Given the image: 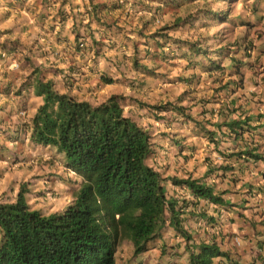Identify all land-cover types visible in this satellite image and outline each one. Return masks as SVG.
Returning <instances> with one entry per match:
<instances>
[{"label":"rangeland","instance_id":"374dc122","mask_svg":"<svg viewBox=\"0 0 264 264\" xmlns=\"http://www.w3.org/2000/svg\"><path fill=\"white\" fill-rule=\"evenodd\" d=\"M88 4H102L109 12L97 13L87 21L80 12L72 18L73 24L67 25V20L64 21L61 25L67 37L60 31L57 35L54 33L58 21L54 13H48L40 22L39 30L28 31L25 41L11 39L9 50L16 53L19 60L22 58L36 77L52 80L57 91L75 99L95 104L111 94L123 95L124 114L147 129L151 137L154 128L160 130L159 136L172 134L161 130L166 125L170 130L183 127L175 123L184 120L208 142L220 144L228 139L221 130L226 129L221 125L226 121L225 110L235 106L252 109L257 119L263 117L264 120V0H105V3L91 0ZM55 43L63 46L56 47ZM103 78L111 82L106 84ZM230 98H234L236 104H230ZM31 106H35L33 101ZM152 120L158 123L154 125ZM253 124V131L240 130L245 131L241 140H264V122ZM191 132L188 130L187 134ZM234 132L239 133V130ZM1 134L15 143L4 147L8 158L1 166L13 172H8L6 180H0V201H12L23 187L30 208L43 214L62 210L80 182L79 177L66 168L62 154L52 146L25 140L24 133L18 129L4 130ZM172 135L177 136L176 147L168 150V142L157 145V149L152 147L147 158L152 167L162 148L161 164H167L166 160L175 153L185 162L193 158L191 168L201 166L204 170L206 166L208 170L207 176L201 171L198 179L208 184L213 179L212 187L218 185L213 176L216 171L231 170L232 167H228L231 161L213 162L217 150L212 153L213 149L203 148L198 145L199 141L188 144L186 136ZM240 143L238 140L235 145ZM240 152L243 151L218 153L220 157H239ZM260 163L262 161H257L251 166L253 174L246 180L253 194L264 189V180H261L264 165ZM2 172L0 169V178ZM224 176L228 181L238 180L233 175ZM170 177L179 178L167 174L166 186ZM166 188V194L175 198L173 189ZM175 199L178 203L183 200ZM184 217H181V226L190 234V239L184 240L164 224L149 242L154 248L151 257L155 258L159 250L158 238L165 242L167 249L176 237H182L177 243L184 249L196 239H205L207 231H198L200 236L190 233L187 228L193 227H186ZM122 241L124 239L118 241L119 251L128 252V243ZM143 260L142 264L155 261Z\"/></svg>","mask_w":264,"mask_h":264},{"label":"trees","instance_id":"16d2710c","mask_svg":"<svg viewBox=\"0 0 264 264\" xmlns=\"http://www.w3.org/2000/svg\"><path fill=\"white\" fill-rule=\"evenodd\" d=\"M32 85L40 103L29 120V140L62 154L80 182L60 212L30 208L23 187L12 201H0V264H114L119 240L130 242L133 255L144 252L165 221L190 239L180 224L185 200L167 196L164 178L147 163L151 135L123 113V95L92 104L57 91L50 79L35 76ZM242 123L222 125L233 129ZM241 154L264 163L258 154ZM170 183L186 187L193 198L222 202L220 193L200 179L172 177ZM191 248H186L188 264H211L225 256L213 239Z\"/></svg>","mask_w":264,"mask_h":264},{"label":"crops","instance_id":"0c3cea01","mask_svg":"<svg viewBox=\"0 0 264 264\" xmlns=\"http://www.w3.org/2000/svg\"><path fill=\"white\" fill-rule=\"evenodd\" d=\"M89 1L91 0H0V169H3L1 181L6 180L8 172H13L7 166H4L6 169L1 166L2 163H6L8 158L4 147H10L15 143L12 139L3 138L4 134H1V132L3 133L4 130L9 129L16 131L18 129V131L24 133L25 140H28L30 133L29 120L40 103V98L32 94L35 73L31 72L32 68L29 69L22 58L19 60L18 57H15L17 54L7 48L8 42L14 38L18 41H25L28 31L35 33L39 30L40 22L45 20L43 17L47 16L48 13H54V17L58 21L54 33L57 35L60 31L62 36H66L67 31L63 28L64 25L61 24L66 20L67 25L69 23L73 24L72 18L79 16L80 12L83 13L85 21L97 13L109 12V9L103 7L102 4L90 6ZM103 1L105 3V0ZM55 45L56 47L63 46L61 43H55ZM17 48L20 49L21 45H17ZM230 100V104H236L234 98H230ZM32 101L35 103L34 107L31 106ZM250 110L252 109L242 110L237 106L231 108V110L227 109L225 110L226 121L241 120L244 122L241 130L253 131V128H251V125H254L253 122L260 125L261 121L264 122V120H262L263 117L257 119L256 115L253 114L255 111L252 110L253 112H251ZM227 114H229L228 117ZM152 122L154 125L158 123V121L153 120ZM175 124H182L183 127L180 126L176 130H170L169 126L166 125L161 131H166L167 134H182L188 139L186 140L188 144L199 141L198 145H203V148L207 150L213 149L212 153L217 150L223 154L241 149L264 158V140H252V142L241 140L245 131H240L237 134L232 130L223 128L221 130L228 136V139L220 142V144H212L202 134L198 135L200 132L198 133L195 128L189 126L188 123L186 124L184 120H179ZM153 130H155L152 132L153 148L156 147L157 149V145H163L166 142H168L166 143L168 150L176 147L178 141L175 137L177 136L170 134L162 137L159 136L160 130L157 128ZM188 130H192V132L187 134ZM197 137L198 139H195ZM238 140L241 143L235 145ZM218 152H216L217 155L214 156L213 162L226 163L231 161L229 166L232 167L231 170L216 171V174L213 175L215 176V185L218 182V185L213 187V192L220 193L222 202L221 204H212L203 199L193 198V201H197V204L186 208V211H188L184 217L187 223L186 227L188 225L193 227V229H187L196 236L201 235L198 231H207L204 232L207 234L204 240H215L219 250L225 252L224 257H215L211 264H264V189L260 188V191H263L253 194L252 191H249L246 183V180L253 174L251 166L256 165V162L260 160L250 158L247 154H241L239 157L236 155L220 157L221 155ZM163 153V149L160 148V151H158L159 156L154 158L155 164H153V168L163 178L170 174V176L179 178H185L189 175L191 178L198 179L202 175L201 171L204 174L207 170L206 166L204 170L201 166L200 168H191L193 158H189L191 161L185 162V159L179 156L178 153L167 159V164H161L163 163V157L161 156ZM242 164L246 167H243ZM234 165H237L235 170ZM260 165L263 166L264 163H260ZM224 175H233L238 180L228 181ZM14 178L15 174L12 179ZM261 180L263 181L264 177ZM167 183L169 186L164 183V188H172L175 198L192 199L187 188L180 185H171L169 181ZM205 184L208 183L205 182ZM157 241L159 250L155 253V258L151 257L153 253L151 250H154V248L133 255L132 246L128 240L122 241V243H128L126 245L128 252L119 251L117 243L114 252V264H142L141 259H155L151 264H188V251H185L180 242L177 243L182 241L181 237H176L170 246L171 248L168 249L163 240L158 238ZM189 249L191 250L190 246Z\"/></svg>","mask_w":264,"mask_h":264},{"label":"clouds","instance_id":"9594fccd","mask_svg":"<svg viewBox=\"0 0 264 264\" xmlns=\"http://www.w3.org/2000/svg\"><path fill=\"white\" fill-rule=\"evenodd\" d=\"M8 48V47H7ZM9 49V48H8ZM0 54H1V52H0ZM159 111H161V110H159ZM124 113V112H123ZM128 116V115H127ZM131 118V117H130ZM235 120V119H234ZM136 122V121H135ZM225 122V121H224ZM224 122H222V123H224ZM227 122V121H226ZM137 123V122H136ZM222 123H221V125H222ZM138 124V123H137ZM139 125V124H138ZM242 125H244V123H242L241 125H240V127H242ZM141 126V125H140ZM224 126H226V125H224ZM240 127L239 128H237V127H234L233 129H228L227 128V126H226V129H228V130H232V131H234V130H236V129H238L239 130V133H240ZM144 128V127H143ZM147 130V129H146ZM148 131V130H147ZM235 133V132H234ZM239 133H237V134H239ZM150 134V133H149ZM28 140H29V138H28ZM30 141V140H29ZM31 142V141H30ZM151 142H152V137H151ZM152 147H153V142H152ZM244 152V151H243ZM241 153L242 152H240V154L239 155H241ZM260 156V155H259ZM261 158H263L262 156H261ZM264 159V158H263ZM257 160H260V161H262L261 159H257ZM262 163H263V161H262ZM219 167V166H218ZM70 171V170H69ZM72 172V171H71ZM73 173V172H72ZM74 174V173H73ZM208 174V170H206V173H205V175H207ZM76 175V174H75ZM77 176V175H76ZM78 177V176H77ZM170 178H172V177H170ZM170 178H169V182H170ZM80 179V178H79ZM164 181H165V179H164ZM164 181H163V185H164ZM201 181V180H200ZM212 181L213 180H210V182H209V184H207L208 186H211V183H212ZM203 182V181H202ZM203 183H205V182H203ZM171 184V183H170ZM172 185V184H171ZM180 186H182V185H180ZM184 187V186H183ZM212 187V186H211ZM186 188V187H185ZM165 189V192H166V188H164ZM212 189H213V187H212ZM188 190V189H187ZM188 192H189V190H188ZM191 195V194H190ZM168 196V195H167ZM192 196V195H191ZM175 199V198H174ZM181 199H183V200H185V198H181ZM194 199H200V198H194ZM71 200H72V198H71ZM70 200V201H71ZM178 201V200H177ZM182 201V200H181ZM189 201V202H188ZM185 203V207H184V204H183V208H182V214L180 215V224H181V220H182V218L181 217H183V214L185 215V213H187L188 211H186V208L187 207H192V206H195L196 204H197V201H193V196H192V199L191 200H185L184 201ZM207 202V201H206ZM69 203V202H68ZM208 203H210V202H208ZM67 205V204H66ZM65 205V206H66ZM64 206V207H65ZM63 207V208H64ZM33 209V208H32ZM37 210V209H36ZM39 211V210H38ZM61 211V210H60ZM60 211H58V212H60ZM40 212V211H39ZM53 213V212H52ZM43 214V213H42ZM49 214V213H48ZM210 220H211V218H210ZM165 224V227H167V228H170V229H173L172 227H170V226H168V222L167 221H165L164 223H163V225ZM182 238V237H181ZM124 240H126V239H124ZM210 240V239H209ZM127 241V240H126ZM201 241H204V240H201ZM208 241V240H207ZM215 241V240H214ZM198 242H200V241H194V244H190V245H188V248H189V246L190 247H192L193 245H195V244H197ZM119 244V243H118ZM186 249V248H185ZM192 249V248H191ZM136 255V254H135Z\"/></svg>","mask_w":264,"mask_h":264}]
</instances>
